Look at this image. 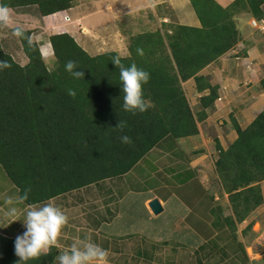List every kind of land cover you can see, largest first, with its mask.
<instances>
[{"label": "trees", "instance_id": "trees-1", "mask_svg": "<svg viewBox=\"0 0 264 264\" xmlns=\"http://www.w3.org/2000/svg\"><path fill=\"white\" fill-rule=\"evenodd\" d=\"M189 2L200 27L170 23L138 33L129 39L126 56L113 51L90 55L70 35L49 34L54 62L50 68L34 39L38 34L34 29H24L31 40L14 37L11 29H0L9 32L4 41L0 38V61L11 64L0 71V167L18 198L30 189L24 206L47 203L122 177L165 139L177 142L199 134L198 123L206 119V110L219 97L218 87L199 73L239 42L237 14L257 21L264 18V0H234L226 8L215 0ZM0 4L18 15L33 10L43 20L71 9L73 0H0ZM12 43H17L26 57L25 65L20 64L22 57H16ZM116 56L125 66L135 63L150 73L143 92L153 106L142 114L123 110L119 69L113 65ZM69 60L77 62L83 79L65 71ZM190 79L200 97L197 113L182 86ZM260 86L264 90V80ZM69 89L75 90V97L68 95ZM119 121L126 123L123 131L113 129ZM229 121L236 139L226 149L216 136L212 143L214 172L231 210V215L220 217V227L235 241L237 257L245 254L237 225L263 202L264 110L244 129L233 115ZM123 135L132 143H122ZM216 211L221 216V208ZM15 239L0 233V264H19ZM228 245L222 247L224 255ZM59 252L53 248L50 254L27 264H54Z\"/></svg>", "mask_w": 264, "mask_h": 264}, {"label": "crops", "instance_id": "crops-1", "mask_svg": "<svg viewBox=\"0 0 264 264\" xmlns=\"http://www.w3.org/2000/svg\"><path fill=\"white\" fill-rule=\"evenodd\" d=\"M215 1L223 8H226L234 0ZM93 3L94 2L87 3V5L91 7L92 5H98L97 19L92 21L95 15L94 7L88 13L78 15L74 18L73 22L76 23V30H71L66 24L67 22L71 23L70 17H68L67 14L71 12L73 8L64 11L63 13H57L48 18H44L41 20L42 25L43 27L52 30L49 33H66L73 37L76 42H82L87 46L95 47L99 43L94 41H101V39H105V37L111 38L106 36L110 34L111 31L114 32V36H117L116 42L119 43V41H121L123 43V40L126 37L130 39L132 36L138 33L155 30L156 28H160L162 24L172 23L189 27H200V23L190 5L189 0H97L95 4ZM120 5H122L121 8H119ZM78 12L79 11H76L74 14H77ZM19 16L24 15L22 14ZM87 18L88 22L86 23ZM172 19H174L176 23H173ZM251 19L252 18H246L245 14H237L235 21L237 24V30L240 34L239 42L234 48L218 58L215 62L205 67L199 73V75L208 77L212 86L218 87L219 94L218 100L214 102L211 108L206 110V119L198 123L199 134L193 137L182 138L177 142L165 139L156 147L158 149L157 153H159L160 156H165L164 159L169 158L170 160L167 162L168 167L166 170L172 186L181 187L191 185L192 182H194L197 178H200L203 182L209 181V176L205 174V169L203 167L205 166L204 163L206 160V155L203 153L204 151L202 150V145L204 143L207 145V143H210V140L209 137L206 138V136L203 135V127L205 131L214 127L215 131L217 132L216 137H218L221 146L226 149L228 145L231 144L237 137L232 127H227L230 124L229 116L233 115L239 126L244 129L261 111L264 110V90L260 86V82L264 80V40L262 41L253 38L252 35L249 37V35L243 33L244 22L248 21V26L251 28L249 25V21ZM91 21L93 23L88 27L87 24L89 25ZM134 23L137 25V27L132 26ZM155 23L157 26L155 28H150V26H153ZM252 30L254 31V29ZM40 35L41 34H39V36ZM40 47L42 54L45 53L46 55V60H49L53 52L48 38H44ZM122 52L124 53V51ZM229 53H233V55L226 57ZM242 53L245 55L241 56L240 54ZM26 60L27 59H22L21 61L23 64H25L24 62H26ZM184 84H186L192 92L194 91V82L192 79L188 80ZM242 85H245L246 87L245 92H239V88H241ZM254 85H256V89L258 91L257 94L253 95V93L249 92L250 88L248 87L250 86L251 88H254ZM206 94L207 91L204 93V95ZM198 96L199 95L197 94V97H193V104L190 103V99L188 97L189 104L194 109V111H196V113L200 112L201 110L198 101L200 97ZM219 117L223 118V122H215ZM218 126L226 130V135L224 137L231 139L230 143L226 146H223L222 139L218 135V132L221 130L218 128ZM191 142H193L192 150H194L196 153L201 151L204 155L200 154L196 158L191 159V155L184 153V148L186 151H191ZM156 148H154V150ZM202 157H204V159L202 162H200L199 159ZM185 160L187 163L186 167L182 165ZM214 162L215 160L213 161V172ZM214 178L217 179L216 174L214 175ZM106 181L109 182V180ZM98 185L100 186V183ZM91 186L85 187L83 189L90 188ZM190 188L191 187H188L187 189L191 190ZM260 188L263 196V202L258 208L264 206V182L260 184ZM113 189L114 188L109 187V190H106L103 193V196L100 195L101 191L93 192L92 195L91 192L82 191L81 199L83 198V201L81 205H85L86 201L87 203H89L88 201H91L93 204L91 207V212L88 211L86 213V209L84 207L83 210L80 209L79 211V214L83 213V217L86 218V221L83 222V230L85 231L82 232V228L78 227L80 228V234H78V237L74 239V237H76V227H69L66 225L65 232H69L72 237L67 238L65 241H63L65 237H60V251L69 247L76 240L88 239L108 250V259L110 264H175L172 262L169 263L168 260L165 259L164 253H167V255L171 253H173V255L177 254L176 258L186 257L187 254L185 247L191 246L194 247L193 255L196 258L195 262H200V250L202 249L204 242L211 238L206 237H209L207 235L212 234L213 229V225L210 228V223L207 222L206 215L203 217L201 214L203 212L205 214H215L216 209L220 207V204L216 203V201H218L220 198L216 191L213 192L212 196L208 197L205 193L198 194L202 199V202H204L201 210H199L201 201L197 196H193V200L191 202L192 208L189 209H187L188 206L184 200V195H182L183 200H180L175 197L173 193L169 196H158L154 195L152 192H148L146 193L147 196L142 198L139 206L142 208L143 219L144 221L151 224H153V222L158 223L162 221V219H159L161 216L160 214H164L169 205L175 204L177 206L180 215L178 220L181 221L180 224H183L184 227L183 229L180 226L174 227L173 239L177 242L175 245H178L179 247L176 249L175 247L171 246L172 239L165 236L163 231L160 230L156 233L152 227H149L147 230L150 231V236H152L151 239H149L147 238L146 232L143 230V228L138 229L136 227V224L140 222L135 223L132 219H129L131 213H128V217L125 219L124 215H121V213H124V210L120 212V208L118 206H121L124 203L126 204L129 201L134 203L136 200L134 201V199L131 197L133 192H122L121 194L120 192H117ZM222 195L224 200L228 203L227 195L223 192ZM56 198L47 203L55 202ZM153 199L158 200L160 206L162 207V211L158 215H153L148 207V204ZM20 205L23 209V216L21 218L23 222L25 219V213L29 209L22 203H20ZM7 207L8 206H6V210ZM72 210L73 206H65L62 209V211L65 213L71 212ZM188 216H193V222L191 225L187 224ZM9 218H6L7 220L5 222L12 224L16 222L14 217ZM245 222L246 220H244L240 226L243 227ZM68 223L71 222L69 221ZM204 223L207 224L209 228L207 232L204 231V229H206L204 228L200 236L198 231L199 226L200 224L203 225ZM220 223L221 222L218 221L219 226ZM132 225H134L136 228ZM23 229L24 224L22 223V225L18 227L17 234L13 232V234H9L8 228L1 226L0 233L5 236L17 237L22 235ZM188 230L189 232L192 231L198 237V240H183L182 242H179V238L177 239V237H180L181 235H187ZM86 231L89 234H87ZM239 235L241 237L243 234L237 231L238 240L240 238ZM147 240L149 244H146ZM124 252L126 253L124 254ZM225 255L222 254L221 258H224ZM243 257L244 261H246V264H253L252 259L247 253V250ZM234 258V254L230 255L228 262L235 264Z\"/></svg>", "mask_w": 264, "mask_h": 264}, {"label": "rangeland", "instance_id": "rangeland-1", "mask_svg": "<svg viewBox=\"0 0 264 264\" xmlns=\"http://www.w3.org/2000/svg\"><path fill=\"white\" fill-rule=\"evenodd\" d=\"M97 0H73V6H72V10L71 12H69L67 14L68 17H70L71 23L67 22V26L68 28H70L71 30H76V23L73 22L74 18L77 17L78 15H82L84 13H88L89 11H91L94 7H95V15L92 19V21H95L97 19V15H98V5H92L88 6L87 3H91L94 2L93 4L96 3ZM83 4V5H82ZM87 5V6H86ZM122 5L119 6V8H121ZM31 11V12H30ZM29 13H27V15L25 16H19L18 14H14L15 12H13V19L14 21L21 25L23 27V29H34L36 34L34 37L35 41H37L38 44H42L44 38H48L47 35L52 34L49 33L52 30H50L49 28H45L42 25V21L41 18L37 17L36 14L34 15L32 12H34L33 10H30ZM76 11H79L77 14H74ZM66 19V17H65ZM90 22V24L87 26L89 27L93 22ZM88 22V18L86 19V23ZM173 23H176V21H174V19H172ZM149 25V22H148ZM244 34L252 35L253 38L259 39V40H264V35H262L260 32L256 31V30H252L251 28H249L248 26V21L244 22ZM133 27H137V25L134 23V25H132ZM157 25L156 23L153 26H150V28H155ZM246 27V29H245ZM248 28V29H247ZM8 31L6 30L4 33L0 31V38L3 39L4 37H6L8 35ZM113 31L110 32V34L106 35L108 37L111 38H106L105 39H101V41L99 40H95L94 42L99 43L98 45L95 46H87L85 44H83L82 42H77L85 51H87L90 55H94L97 53H104V52H109L111 51H117L118 54H120L121 56H126L128 54V44H129V39L128 37H126L123 40V43L121 41H119V43H117L116 38L117 36L113 35ZM121 33V32H120ZM39 34H41L40 36H44V37H40ZM262 36V37H261ZM8 37V36H7ZM12 37V36H11ZM39 37V39H38ZM97 38V37H96ZM15 39V38H14ZM4 41V39H3ZM16 41V40H15ZM8 43V40L6 42V44ZM18 44H11V47L15 50L14 53L16 55V57L19 58V55L22 57V59H26L25 56L23 55V53L21 52V50L19 49V47L17 46ZM121 50V51H120ZM7 51V50H6ZM124 51V53L122 52ZM8 52V51H7ZM97 52V53H96ZM44 57L46 56L45 53H43ZM231 55H233V53H229L227 54L226 57H230ZM233 57V56H232ZM46 59V57L44 58ZM47 66L50 68L53 66L54 62L53 59L50 58L49 60L45 61ZM25 64L27 63L24 62ZM21 65H25L23 64V62H20ZM184 85V86H183ZM182 86L184 87V90L187 94V96L190 99V103L193 104V97H197V94L193 91H191V89L186 85L183 84ZM255 87L251 88L250 86L248 88H250L249 92L254 94H257V89H256V85H254ZM193 87V86H192ZM236 88V87H235ZM232 88V89H235ZM245 85H242L241 88H239V92H245ZM220 121L223 122V118L219 117L217 118V120L215 122L219 123ZM213 122V121H212ZM230 122V121H229ZM228 128H231V124H229L227 126ZM218 128H220L218 126ZM203 132H204V136L209 137L210 143H204L202 145V150L204 151L203 153L206 155V160H205V174H207L209 176V181H201L200 178H197L194 182H192L191 185H187V186H172L171 182L169 181V176L167 174V167H168V163L170 160L168 159H164L165 156H160L158 152V149L156 148L154 151L148 153L146 156H144L141 161L138 162V164L128 173L126 174L124 177H119V178H114V179H110L109 182L104 181L100 183V186L97 185H92L90 188L87 189H80V190H76L73 191L71 193H67L62 195L61 197L56 198L54 205L59 207L60 209L64 208L65 206H73V210L71 212L65 213L68 216V222L70 221L71 223H68L67 225L69 227H76V237H74V239H76L78 236V234H80V228H82V232L85 231L83 230V222L86 221V218L83 217V213L79 214L80 209L83 210V207L86 209V213L88 211H92V202L88 201L89 203H87V201L85 202V205H81L83 198L81 199L82 196V191H87V192H91V195L93 192H99L101 191V196H103V193L106 190H109V187L114 188L113 190L120 192L122 194V192H133V194H131V197L134 199V203L132 201H129L128 203H124L121 206H118L120 208V212H122L124 210V213H121V215L125 217V219L128 217V213H131L129 219H132L135 223L136 222H140L138 224H136V227L138 229H142L146 232L147 238L151 239L152 236H150V231L147 230L149 227H152L154 229V231L157 233L160 230L163 231V233L165 234V236H167L168 238L172 239L171 241V246L175 247L176 249H178V245H175L176 240L173 239V230L174 227L180 226L184 227L183 224H180L181 221L178 220L179 218V210L177 208V206L175 204L169 205L166 209V212L164 214H160V218L162 219V221L156 223L153 222V224L144 221L143 219V215H142V208L139 206L140 202L142 201V198L147 196L146 193L148 192H152L154 193V195H158V196H162V195H167L169 196L170 194H174L175 197H177L180 200H183L182 195L185 196V202L188 206L187 209L192 208V200H193V196H197L199 198V200L201 201L199 210H201L203 203L202 199L199 197L198 194L200 193H205L208 196H212L213 192L216 191L217 195L220 197L218 201H216V203L220 204V208H221V216H219V214L217 213V211L215 212V214H211V213H202L201 215L204 217L206 215V220L208 223H210V228L211 226L213 227L212 229V234L211 235H207L209 237L206 238H210L209 240L207 239L206 242H204V245L202 246V252L199 253L200 258L199 261L201 260V262L203 264H232L230 262H228V259L230 257V255L233 254L234 252V256L235 253H237V246L235 241H233V239H231V236L229 235V233L227 232V230L223 227H220L218 225V221L221 222V218L226 217L228 215H231V210L228 207V203L227 201L224 200L223 195H222V190L220 188V185L218 183V180L214 178L215 173L212 171V167H213V161L216 158V153L213 151V143H212V139L217 136V132L215 131V128H211L210 130H206L204 129V127L202 128ZM221 130L218 132V135L220 136V138L222 139V144L223 146H226L230 143L231 139H228L226 137H224L226 135V130L224 128H220ZM223 135V137H222ZM218 138V137H217ZM199 141V140H198ZM192 144L193 142H191V151H186L184 148V153H187L188 155H191V159L196 158L197 156H199L200 154H197L196 152H194V150H192ZM196 151V150H195ZM201 153V154H203ZM197 154V155H196ZM203 154V155H204ZM164 155V154H162ZM189 157V156H188ZM204 159V157L200 158L199 161L202 162ZM181 161V160H180ZM183 166H187L186 160L185 162L182 163ZM214 178V179H212ZM108 186V187H107ZM211 186V187H209ZM191 187V190H188L187 188ZM197 191V192H196ZM86 192V193H87ZM11 199L13 201L12 204H8L7 201ZM208 199V198H207ZM17 201V203H16ZM209 201V199H208ZM19 203V204H18ZM87 203V204H86ZM42 205V204H39ZM80 205V206H79ZM6 206L7 210L9 211L10 208L15 207L17 209V215L14 217L15 218V223H9V222H5L10 216L7 215V210H6ZM212 206V204H211ZM215 207V206H214ZM61 209V210H62ZM23 214V209L20 205V202L18 201V197H17V193H16V188L10 183V181L8 180V178L6 177L5 173L3 172L2 168L0 167V227H6L9 230V234H13V233H18V227H20L22 225V215ZM88 215V214H86ZM193 216H188V220H187V224L191 225L193 220H192ZM10 219V218H9ZM158 219V220H159ZM246 222L244 224V226H240L242 224L237 225V231L239 233H242L243 231H246V234L242 235L240 237L239 235V242H241L242 244H244L245 246V253L247 250V253L249 255V257L252 259L253 264H264V206H261L260 208L255 209L246 219ZM251 223V229L246 230V227ZM246 225V226H245ZM133 227H135L134 225H132ZM135 227V228H136ZM245 227V228H244ZM206 228V229H204ZM208 226L207 224H203L199 226V235L201 236V232L204 229L205 232L208 231ZM25 227L22 231V234L25 231ZM13 232V233H12ZM87 232V231H86ZM183 232V231H182ZM187 235H181L180 237H177V239L179 240V242H182L183 240H198V237L191 231L189 232V230L187 231ZM65 233V234H64ZM211 233V231H210ZM64 234V235H63ZM87 234H89L87 232ZM253 235V237L251 238L250 236ZM61 236L65 237V239H63V241L67 240V238H71L72 235L69 234V232H65V228L62 230ZM242 238V240H241ZM231 244V246H229ZM149 244L148 240L147 243ZM229 244V245H228ZM228 245V248H226L225 253L227 255L224 256V258H221V255L223 254V250L222 247ZM186 248V257H180V258H176V255H173V253L168 254L164 253V257L165 259L168 260V262H172L175 264H200V262H195L196 258L193 255L194 252V247L191 246H187ZM201 251V250H200ZM126 252H124L125 254ZM173 255V256H172ZM236 257V256H235ZM142 258V257H141ZM242 259V261H241ZM190 260V261H189ZM246 264V261H244L243 256L239 255L236 257L235 259V264ZM110 264V263H109Z\"/></svg>", "mask_w": 264, "mask_h": 264}, {"label": "clouds", "instance_id": "clouds-1", "mask_svg": "<svg viewBox=\"0 0 264 264\" xmlns=\"http://www.w3.org/2000/svg\"><path fill=\"white\" fill-rule=\"evenodd\" d=\"M0 29H11V34L14 37L31 40V37L25 36L23 27L14 21L13 10L5 4H0ZM137 52L140 55L143 54L142 49H137ZM113 65L119 69L123 110L133 115L146 112L153 106L150 101L145 99L143 92V86L150 80V73L137 67L135 63L125 66L121 63L119 56L114 58ZM10 67L11 64L8 61H0V71ZM65 71L76 79L84 77V72L78 70L77 62L73 60L65 63ZM68 95L75 97V90L69 89ZM125 127L126 123L119 121L113 129L123 131ZM120 140L124 144L132 143L131 138L127 135L121 136ZM29 192L30 189H26L18 201L20 203L27 201ZM7 203L12 204L13 201L9 199ZM28 209L23 221L26 230L22 235L16 237L14 243L15 255L19 258V264H27L28 261L50 254L53 248H61L59 243L61 233L68 224V216L53 203L29 204ZM7 215L15 217L17 209L10 208ZM108 257V250L99 244L88 239H79L59 252L55 257V264H109Z\"/></svg>", "mask_w": 264, "mask_h": 264}, {"label": "built area", "instance_id": "built-area-1", "mask_svg": "<svg viewBox=\"0 0 264 264\" xmlns=\"http://www.w3.org/2000/svg\"><path fill=\"white\" fill-rule=\"evenodd\" d=\"M249 25L251 26L252 29L264 34V18L260 21L251 19L249 21Z\"/></svg>", "mask_w": 264, "mask_h": 264}, {"label": "water", "instance_id": "water-1", "mask_svg": "<svg viewBox=\"0 0 264 264\" xmlns=\"http://www.w3.org/2000/svg\"><path fill=\"white\" fill-rule=\"evenodd\" d=\"M148 207L153 215H158L162 211V207L160 206L158 200L153 199L149 204Z\"/></svg>", "mask_w": 264, "mask_h": 264}]
</instances>
